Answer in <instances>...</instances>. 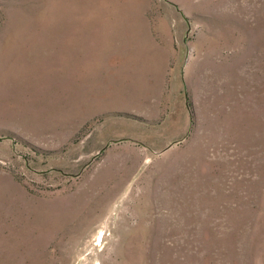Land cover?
<instances>
[{
	"label": "rangeland",
	"instance_id": "obj_1",
	"mask_svg": "<svg viewBox=\"0 0 264 264\" xmlns=\"http://www.w3.org/2000/svg\"><path fill=\"white\" fill-rule=\"evenodd\" d=\"M0 264H264V0H0Z\"/></svg>",
	"mask_w": 264,
	"mask_h": 264
}]
</instances>
